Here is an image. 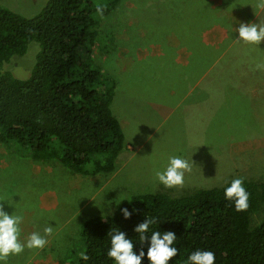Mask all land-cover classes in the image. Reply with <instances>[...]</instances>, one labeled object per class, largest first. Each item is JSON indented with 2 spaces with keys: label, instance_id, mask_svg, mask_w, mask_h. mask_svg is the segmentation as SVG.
<instances>
[{
  "label": "rangeland",
  "instance_id": "1",
  "mask_svg": "<svg viewBox=\"0 0 264 264\" xmlns=\"http://www.w3.org/2000/svg\"><path fill=\"white\" fill-rule=\"evenodd\" d=\"M46 2L0 0L26 17ZM222 3L120 0L101 21L94 61L116 81L110 108L125 139L112 172L85 175L55 159L35 160L14 141L0 143V205L23 215L21 240L52 228L43 249L25 248L7 264H68L81 251V224L114 213L134 194L178 197L238 177L264 182V42L240 43L220 23L203 31L205 14L238 27L239 21L264 23V9L258 0ZM194 24L202 32H191ZM28 46L6 63L16 77L31 73L40 46ZM169 156L191 163L182 186L165 188L156 180ZM259 219L253 215L251 223Z\"/></svg>",
  "mask_w": 264,
  "mask_h": 264
},
{
  "label": "trees",
  "instance_id": "2",
  "mask_svg": "<svg viewBox=\"0 0 264 264\" xmlns=\"http://www.w3.org/2000/svg\"><path fill=\"white\" fill-rule=\"evenodd\" d=\"M119 1L47 0L32 17L0 4V143L14 141L35 160L55 159L85 175L114 170L125 147L121 124L110 108L116 81L95 63L93 48L101 21ZM211 23L229 24L219 14L203 15V31ZM201 29L194 24L191 32ZM32 41L40 49L31 73L16 77L6 63L24 55ZM211 49V57L219 56L218 49ZM231 180L178 197L157 192L123 199L114 213L81 224V251L89 260L78 254L68 264H114L106 254L110 233L118 228L135 243L133 229L146 216L158 221L154 229L176 234L178 254L169 264H186L188 254L197 249L213 251L215 264H264V182L244 179L249 207L237 211L223 194ZM122 208L135 209L130 219L123 218ZM256 214L260 219L252 224ZM139 247L137 243L134 250ZM142 264H148L146 257Z\"/></svg>",
  "mask_w": 264,
  "mask_h": 264
},
{
  "label": "clouds",
  "instance_id": "3",
  "mask_svg": "<svg viewBox=\"0 0 264 264\" xmlns=\"http://www.w3.org/2000/svg\"><path fill=\"white\" fill-rule=\"evenodd\" d=\"M259 8L264 9V0H258ZM97 12L103 14L102 6L97 7ZM229 31L238 33L234 39L240 43L257 45L264 42V23L242 22L239 21L238 27L228 24ZM261 67V65H258ZM192 170L188 159L181 156H169L166 164L155 171L156 180L165 188L182 186L185 182V174ZM225 200L232 202L237 211H244L249 207L250 193L245 187L243 177L234 178L224 188ZM127 200V199H124ZM9 205L14 203L7 202ZM125 220L130 219L135 209L130 211L128 208L120 209ZM24 221L23 215L16 211L9 214L0 205V264H7L9 256L18 255L28 249H43L51 235L52 228L44 229V235L34 231L30 233L26 240H21V225ZM158 221L155 218L146 216L143 222L137 224L133 231L137 233L138 241L134 243L132 238L118 228L110 233V247L107 249V257L114 264H142L145 257L148 264H169L173 257L178 254L175 245L176 234L173 231H161L154 229ZM137 243L140 245L138 250H134ZM147 245L145 252L144 246ZM80 259L88 261L89 256L86 252H80ZM215 254L211 250L197 249L190 252L187 256L186 264H215Z\"/></svg>",
  "mask_w": 264,
  "mask_h": 264
},
{
  "label": "crops",
  "instance_id": "4",
  "mask_svg": "<svg viewBox=\"0 0 264 264\" xmlns=\"http://www.w3.org/2000/svg\"><path fill=\"white\" fill-rule=\"evenodd\" d=\"M189 52H190V50H189ZM171 95H172V93H171Z\"/></svg>",
  "mask_w": 264,
  "mask_h": 264
}]
</instances>
